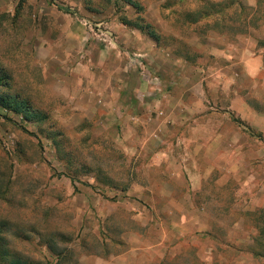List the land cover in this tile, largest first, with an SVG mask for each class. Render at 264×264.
Returning <instances> with one entry per match:
<instances>
[{"label":"crops","instance_id":"0c3cea01","mask_svg":"<svg viewBox=\"0 0 264 264\" xmlns=\"http://www.w3.org/2000/svg\"><path fill=\"white\" fill-rule=\"evenodd\" d=\"M56 4L47 5L43 14L65 20L61 17L68 14ZM58 24L64 38L77 44L46 39L48 52L43 56L37 55L41 46L32 45L34 59L73 62L68 78L74 107L99 111L102 120L126 130L118 142L135 153L139 146L137 157L142 155L150 167L159 168L181 192L174 196L163 185L158 206L143 201L132 188L118 193L115 201L78 195L69 205L76 223L81 228L97 224L102 250L82 254L76 264H173L183 256L179 242L192 249L200 264H227L226 255L211 247L216 239L209 225L219 221L211 219L206 207L222 206L211 201V193L224 191L230 214L264 210V45L252 35L231 38L211 33L209 62L197 65L165 53L121 22L107 25L93 40L85 31V20L70 18L67 24L59 20ZM53 68L46 69V78L56 79ZM196 196L207 199L197 202ZM123 214L127 226L121 224ZM144 215L142 236L136 223ZM85 227L81 231H88Z\"/></svg>","mask_w":264,"mask_h":264},{"label":"rangeland","instance_id":"374dc122","mask_svg":"<svg viewBox=\"0 0 264 264\" xmlns=\"http://www.w3.org/2000/svg\"><path fill=\"white\" fill-rule=\"evenodd\" d=\"M135 1L142 7L139 14L120 0H38L36 3L0 0V66L11 74L12 92L25 98L42 117V121H26L0 107V252H3L0 264H53L52 255L56 256L57 264H76L82 254L99 253L102 245L97 239V224L86 227L84 224L88 231H81L83 227L76 223L75 213L69 206L78 195L115 201L123 189L132 188L143 201L158 206L162 202L163 185L169 186L174 196L181 194L175 184L160 175L159 168L150 167L142 155L137 157L139 146L135 153L130 150L133 147L118 142L125 138L126 130L119 131L112 122L102 120L99 111L74 107L69 79L73 62L47 64L34 59L32 45L41 46L36 48L37 55L43 56L48 52L46 39L77 44L64 38L58 20L65 24L70 18L78 23L85 20L88 24L85 31L93 40L95 33L107 30V25L121 19L134 21L140 15L159 34V47L165 53L174 55L175 52L182 56L179 58L197 65L209 62L211 33L231 38L252 35L264 45V0H232L235 5L222 6L226 8L225 18L214 15L201 19L194 27L185 21L187 12L200 6L208 9V6L205 8L207 1L228 0ZM237 1L249 10L242 11ZM56 3L64 6L58 7ZM55 4L62 9V14H68L67 17L59 15L65 20L43 14V9L49 10L47 5L51 8ZM70 13L77 16L70 17ZM215 21L220 27L210 30ZM49 66L54 67L51 73L57 80L46 78ZM211 195L212 202L222 205L206 207L211 219L219 221L209 225L216 239L212 242L213 251L226 255L227 264H264V260L252 254L253 249H258L254 241L255 225L262 210L230 214L226 207L228 193L219 191ZM206 196L194 199L204 203ZM145 218L141 216L142 221L136 223L142 236ZM237 219L244 223L232 224ZM121 222L123 226L128 225L127 215L123 214ZM199 243L208 248L205 241ZM180 245L183 256L168 261L200 264L190 247L182 242L178 243L179 248Z\"/></svg>","mask_w":264,"mask_h":264},{"label":"trees","instance_id":"16d2710c","mask_svg":"<svg viewBox=\"0 0 264 264\" xmlns=\"http://www.w3.org/2000/svg\"><path fill=\"white\" fill-rule=\"evenodd\" d=\"M120 1L125 5L135 9L136 12L138 11V14L140 13L142 7L135 0ZM207 3L208 5H206L205 8H207L208 6V9H203L200 6L195 10L186 13L185 21L189 24V26L194 27L201 19L206 20L214 15H219V17L221 18H225L226 15H224V10H226V8H223L222 6L226 4H228L229 7L235 5V2H233L232 0H228V2L222 3H213L211 1H207ZM236 3L242 11L249 10L239 1H237ZM120 22L128 28L139 30L142 34L147 35L154 43L160 46L159 34L156 32L155 28L150 23L145 22L144 18L140 17V15L134 21L121 19ZM218 24L219 22L217 23V21H215L210 30H217L215 28L220 27ZM186 25L184 24V26ZM174 54L177 56L175 52ZM11 87V74L4 67L0 66V107L9 112H12L13 114L21 115L26 121H42L40 112L35 110L25 98L21 97V95H19L18 93H13ZM122 191L125 192L126 189H123ZM259 213L260 215L256 218L255 225V228L257 229V236L254 239L256 245L258 246V249H253L252 254L257 258L264 260V210L260 211ZM0 240H2L1 237ZM0 254L3 255V252H0ZM4 255L8 254L4 253Z\"/></svg>","mask_w":264,"mask_h":264}]
</instances>
